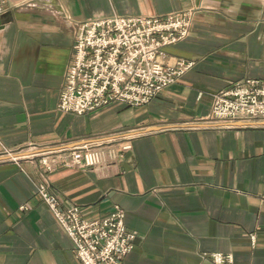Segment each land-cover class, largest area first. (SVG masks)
<instances>
[{
	"label": "crops",
	"instance_id": "crops-1",
	"mask_svg": "<svg viewBox=\"0 0 264 264\" xmlns=\"http://www.w3.org/2000/svg\"><path fill=\"white\" fill-rule=\"evenodd\" d=\"M4 1L0 264H79L35 194L39 183L87 218L119 205L135 235L123 264H212L213 252L232 253L235 264H264V120L207 119L213 94L264 79V0ZM187 8L194 11L188 36L164 49L165 62L194 61L176 82L138 107L58 111L80 22ZM82 145L102 149L105 159L91 167L60 164ZM42 154L53 170L42 166Z\"/></svg>",
	"mask_w": 264,
	"mask_h": 264
},
{
	"label": "built area",
	"instance_id": "built-area-1",
	"mask_svg": "<svg viewBox=\"0 0 264 264\" xmlns=\"http://www.w3.org/2000/svg\"><path fill=\"white\" fill-rule=\"evenodd\" d=\"M4 3L0 0V15ZM193 12L187 8L164 16L112 15L80 22L58 111L81 115L110 103L129 107L147 104L193 66L194 61L182 58L164 62L165 47L187 37ZM207 119L220 125L264 120V79L246 78L215 93ZM129 148L128 143L121 146L123 151ZM105 155L102 149L82 145L72 149L70 159L60 164L91 167ZM107 156L113 159L117 153L110 149ZM39 161L45 170H53L47 155H40ZM35 194L70 238L79 264H123L134 247L135 235L126 229L125 211L119 205L106 215L87 218L78 205L63 203L44 183L36 186ZM249 238L254 245L255 234ZM208 256L212 264H235L232 253Z\"/></svg>",
	"mask_w": 264,
	"mask_h": 264
},
{
	"label": "rangeland",
	"instance_id": "rangeland-1",
	"mask_svg": "<svg viewBox=\"0 0 264 264\" xmlns=\"http://www.w3.org/2000/svg\"><path fill=\"white\" fill-rule=\"evenodd\" d=\"M192 18H193V16H192ZM191 25H192V23H191ZM190 28H191V27H190ZM189 31H190V30H189ZM188 34H189V33H188ZM187 36H188V35H187ZM184 39H185V38H184ZM175 59H177V58H175ZM175 59H174V60H175ZM182 59H184V58H182ZM174 60H173L172 62H168V61H167L166 63H173ZM186 60H187V59H186ZM164 62H165V61H164ZM185 72H186V71H185ZM181 76H182V75H181ZM181 76H180V77H181ZM180 77H179V78H180ZM179 78H178V79H179ZM250 78H251V77H250ZM64 79H65V78H64ZM178 79H177V80H178ZM245 79H246V78H245ZM177 80H176V81H177ZM243 80H244V79H243ZM176 81H175V82H176ZM240 81H242V80H240ZM240 81H239V82H240ZM237 83H238V82H237ZM172 84H173V83H172ZM170 85H171V84H170ZM168 86H169V85H168ZM168 86H167V87H168ZM233 86H234V85H233ZM167 87H165V88H167ZM227 89H228V88H227ZM162 90H163V89H162ZM223 90H224V89H223ZM220 91H221V90H220ZM218 92H219V91H218ZM216 93H217V92H216ZM213 95H214V94H213ZM58 99H59V98H58ZM210 108H211V107H210ZM64 113H66V112H64ZM209 113H210V112H209ZM208 115H209V114H208ZM208 115H207V116H208ZM124 222H125V221H124ZM133 248H134V247H133ZM131 251H132V250H131ZM131 251H130V252H131ZM130 252H129V253H130ZM222 253H223V252H222ZM123 263H124V259H123Z\"/></svg>",
	"mask_w": 264,
	"mask_h": 264
}]
</instances>
